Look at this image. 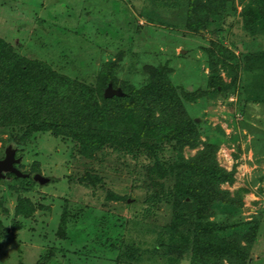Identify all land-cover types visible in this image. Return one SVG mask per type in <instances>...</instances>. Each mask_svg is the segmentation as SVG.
<instances>
[{
	"label": "rangeland",
	"instance_id": "obj_1",
	"mask_svg": "<svg viewBox=\"0 0 264 264\" xmlns=\"http://www.w3.org/2000/svg\"><path fill=\"white\" fill-rule=\"evenodd\" d=\"M234 7L220 32L214 26L194 33L180 27L179 12L154 8L149 0H0V37L27 58L47 60L56 71L90 85L103 62L117 63L118 83L138 85L145 80L143 67L169 61L173 84L190 92L205 86L202 47L209 42L221 41L236 55L264 50V35H245L238 0ZM188 111L202 123V130L208 126L209 136L217 135V127L223 132L216 158L221 168L234 170V183L221 188L241 198V221L259 220L248 264H264V104L239 105L236 95H230L199 100ZM1 138L0 160L8 146L19 149L7 136ZM196 150L185 148L184 156ZM19 156L21 173L40 174L49 183L17 192V181L0 178V223L2 233L7 231L0 238V264H35L49 249H56L50 264H162L157 257L131 262L119 258V250L91 248L97 245L96 228L113 225L118 228L109 231H116L124 242H118V248L129 244L141 251L151 249L156 233L169 222L167 205L145 209L151 185L146 160L142 164L110 150L85 159L71 141L49 133L34 135ZM85 174L97 176L101 183L82 186L78 181ZM110 192L126 200H112ZM19 194L37 207L29 218L15 216ZM64 206L84 207L88 217L71 222L68 231L73 232L61 237L57 230Z\"/></svg>",
	"mask_w": 264,
	"mask_h": 264
},
{
	"label": "trees",
	"instance_id": "obj_2",
	"mask_svg": "<svg viewBox=\"0 0 264 264\" xmlns=\"http://www.w3.org/2000/svg\"><path fill=\"white\" fill-rule=\"evenodd\" d=\"M149 1L154 8L179 12L180 27L194 33L214 26L220 32L235 13V0ZM238 3L243 33L252 38L264 35V0ZM231 26L229 23L228 28ZM232 51L221 41L202 47L206 83L189 92L173 84L169 61L143 67L145 80L138 85L128 80L118 83L117 63L103 62L90 85L56 71L47 60L27 58L0 37V141L5 135L7 142L19 147L15 148V159H20L19 151L34 135L49 133L71 141L76 154L85 159L110 150L142 164L146 160L151 185L145 209L167 205L169 222L156 233L153 247L142 251L129 244L118 248V242H124L116 231H109V227H118L96 228L92 231L97 239L93 251L119 250V258L131 262H141L148 256V261L157 257L162 264H180L182 260L189 264H248L259 220L241 221V198L221 188L234 183V170L221 168L216 158L223 142L222 130L217 127L218 136H209L208 126L202 130V123L188 111V106L199 100L215 101L230 95H236L239 105L264 104V50L239 55ZM108 83L124 95L105 98ZM185 148L197 150L185 157ZM20 162L14 164L16 169ZM27 175L4 174L5 179L18 182L21 188L17 187V192L37 183L31 173ZM78 182L96 187L101 179L85 174ZM109 195L115 201L126 200L112 192ZM36 208L28 197L19 194L14 213L29 218ZM87 217L84 207L64 206L59 236L71 234L69 224ZM6 232L2 233L0 223V238ZM55 250L49 249L35 264H50Z\"/></svg>",
	"mask_w": 264,
	"mask_h": 264
},
{
	"label": "water",
	"instance_id": "obj_3",
	"mask_svg": "<svg viewBox=\"0 0 264 264\" xmlns=\"http://www.w3.org/2000/svg\"><path fill=\"white\" fill-rule=\"evenodd\" d=\"M123 92L119 88H113L111 83H108L107 87L104 90L105 98L112 97H121ZM19 159H15V149L11 146H8L4 153V158L0 160V178H4V174L12 173L16 177L25 178L28 175L21 173L18 169L14 167V164L18 163ZM34 182H37L39 185H44L49 183V179L41 176L40 174H34L31 176Z\"/></svg>",
	"mask_w": 264,
	"mask_h": 264
}]
</instances>
